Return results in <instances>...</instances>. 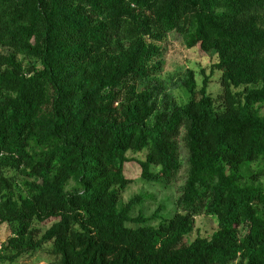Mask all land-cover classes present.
I'll return each mask as SVG.
<instances>
[{
  "label": "trees",
  "instance_id": "1",
  "mask_svg": "<svg viewBox=\"0 0 264 264\" xmlns=\"http://www.w3.org/2000/svg\"><path fill=\"white\" fill-rule=\"evenodd\" d=\"M177 36L213 53L174 102L160 85ZM21 59V60H20ZM264 0H0V225L13 258L58 264H264ZM188 172L176 212L132 216L128 154L148 184ZM214 218L190 241L195 217ZM41 237L40 227L49 225Z\"/></svg>",
  "mask_w": 264,
  "mask_h": 264
},
{
  "label": "rangeland",
  "instance_id": "2",
  "mask_svg": "<svg viewBox=\"0 0 264 264\" xmlns=\"http://www.w3.org/2000/svg\"><path fill=\"white\" fill-rule=\"evenodd\" d=\"M163 67L159 76L160 85L170 91L171 97L178 105L186 104L190 95L181 82L185 78L186 71L194 74L197 90L202 86L205 78H209L208 90L211 94L219 91L220 72L213 70L212 67L217 63L213 53L205 54L199 47L186 49L177 36H170L162 49ZM21 60V59H20ZM260 114L264 115V106L260 108ZM131 162L125 166V177L132 181L126 192L122 196V201L127 203L136 196H142V205L136 206L132 216L142 214L150 217L159 209H163L159 218L164 220L176 212L175 203L181 195L185 184L188 164L187 151L183 143L179 144L180 168L177 174L162 184H148L141 179V170L138 162L143 161L145 153L128 154ZM49 225L40 227L39 237ZM217 229V222L214 218L200 215L195 217V226L190 241L197 236L210 237ZM10 236V231L5 225H0V264H58V258L51 254V244L44 245L40 250L23 254L18 258H13V253L4 250L6 240Z\"/></svg>",
  "mask_w": 264,
  "mask_h": 264
}]
</instances>
